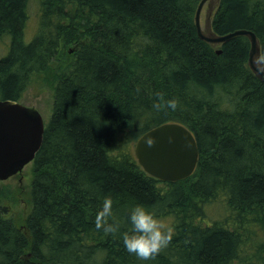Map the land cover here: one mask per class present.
Masks as SVG:
<instances>
[{
    "label": "trees",
    "instance_id": "1",
    "mask_svg": "<svg viewBox=\"0 0 264 264\" xmlns=\"http://www.w3.org/2000/svg\"><path fill=\"white\" fill-rule=\"evenodd\" d=\"M200 1L39 0L25 43L30 0H0V40L10 41L0 99L19 100L34 73L54 76L25 216L11 214L13 191L0 184V264H264V82L248 65L246 35L218 47L199 37ZM239 28L255 32L264 56V0L219 1L212 29ZM157 93L177 109H155ZM167 121L186 125L200 152L177 181L151 176L134 152ZM221 195L225 214L205 225ZM107 196L116 235L95 226ZM136 205L174 230L155 260L124 247Z\"/></svg>",
    "mask_w": 264,
    "mask_h": 264
},
{
    "label": "water",
    "instance_id": "2",
    "mask_svg": "<svg viewBox=\"0 0 264 264\" xmlns=\"http://www.w3.org/2000/svg\"><path fill=\"white\" fill-rule=\"evenodd\" d=\"M219 1L199 2L195 13L199 37L217 47L236 35H246L250 41L248 65L264 82V61L260 59L261 45L255 32L239 28L218 34L212 29V16ZM205 4L202 25L201 11ZM44 130L45 123L38 109L18 100L0 99V180L21 172L34 160ZM149 138L156 141L152 147L146 143ZM134 152L144 171L163 181H177L192 175L200 156L195 134L178 121H167L145 131L136 141Z\"/></svg>",
    "mask_w": 264,
    "mask_h": 264
},
{
    "label": "rangeland",
    "instance_id": "3",
    "mask_svg": "<svg viewBox=\"0 0 264 264\" xmlns=\"http://www.w3.org/2000/svg\"><path fill=\"white\" fill-rule=\"evenodd\" d=\"M207 5L205 4L201 11V24L204 23L205 11ZM28 21L24 34V42L29 43L35 36L38 26L40 5L39 0H30L28 6ZM8 42L0 40V57L7 54L9 51V38ZM7 45V46H6ZM72 51V49H69ZM54 78L53 72L48 70L42 73H34L31 77L30 83L24 91L20 102L24 105H29L38 109L43 117L44 123L47 124L51 113H52V102H53V87L52 79ZM31 168L32 162H29L22 169L21 180L18 177H10L5 180H0V184L11 186L13 191V204L11 207V214L15 217H23L29 210V189L31 182ZM226 212L225 210V199L223 195L217 198L216 201L210 203L205 208V217L203 222L205 225H210L217 218L222 217ZM169 221L166 222V224Z\"/></svg>",
    "mask_w": 264,
    "mask_h": 264
},
{
    "label": "clouds",
    "instance_id": "4",
    "mask_svg": "<svg viewBox=\"0 0 264 264\" xmlns=\"http://www.w3.org/2000/svg\"><path fill=\"white\" fill-rule=\"evenodd\" d=\"M260 59L264 60V56ZM156 95L158 100L153 104V107L157 110L170 108L175 111L179 106V101L175 98L165 100L162 93ZM146 143L152 147L156 141L149 138ZM113 203L111 196L104 198L102 208L95 217V226L106 234L116 235L120 231V224L115 222ZM110 220L114 222L110 223ZM130 221L132 227L123 232L122 239L125 249L135 255L137 259L141 261L155 260L170 245L174 236L173 228L165 226L154 212L149 211L143 205H136L131 210Z\"/></svg>",
    "mask_w": 264,
    "mask_h": 264
},
{
    "label": "flooded vegetation",
    "instance_id": "5",
    "mask_svg": "<svg viewBox=\"0 0 264 264\" xmlns=\"http://www.w3.org/2000/svg\"><path fill=\"white\" fill-rule=\"evenodd\" d=\"M15 176L18 177V178H20V180H21V176H22L21 173H17V174L14 175V177Z\"/></svg>",
    "mask_w": 264,
    "mask_h": 264
},
{
    "label": "bare ground",
    "instance_id": "6",
    "mask_svg": "<svg viewBox=\"0 0 264 264\" xmlns=\"http://www.w3.org/2000/svg\"><path fill=\"white\" fill-rule=\"evenodd\" d=\"M199 158H200V156H199Z\"/></svg>",
    "mask_w": 264,
    "mask_h": 264
}]
</instances>
